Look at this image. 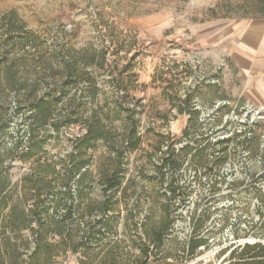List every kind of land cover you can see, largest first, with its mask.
<instances>
[{"label": "rangeland", "instance_id": "rangeland-1", "mask_svg": "<svg viewBox=\"0 0 264 264\" xmlns=\"http://www.w3.org/2000/svg\"><path fill=\"white\" fill-rule=\"evenodd\" d=\"M6 41L10 46L8 53L0 47V67L19 85L9 89L5 76L0 77V100H10L9 108L0 102V150L23 135L25 113L16 111L21 95L37 101L55 81L67 89L57 113L77 108L78 100L66 104L77 90L85 102L77 110L107 111L122 103L120 117L107 124L130 131L125 110L138 112L140 140L121 173L123 187L129 183L131 188L126 195L120 189L107 214L96 204L82 206V216L66 221L64 236L70 232L79 240L83 229L102 226L101 240L99 235L84 238L86 245L75 253L58 243L61 236L53 224L42 227L49 245L45 259L53 264H183L199 245L234 243L232 264L258 253L248 250L250 245L264 246V207L259 208L254 193L255 187L264 192V0H0V45ZM81 56H94L92 65H80L93 72L94 98L88 79L53 77L48 66ZM26 79L37 80L38 88L27 87ZM48 127L32 131L47 159L71 151L70 139L84 133L79 124L51 137ZM202 138L228 140L221 146L226 150L207 149L192 158L194 151L182 159V149L197 147ZM173 150L180 168L161 167L164 152ZM31 162L11 163L7 176L12 185L30 172ZM120 166L116 161L94 166L93 177L105 179ZM100 191L95 184L91 195ZM58 211L50 208L48 221L61 220L66 210ZM243 213L248 225L258 226L255 231L223 222L226 214ZM166 220L170 225L159 244L155 231ZM24 234L31 236L27 230Z\"/></svg>", "mask_w": 264, "mask_h": 264}, {"label": "trees", "instance_id": "trees-1", "mask_svg": "<svg viewBox=\"0 0 264 264\" xmlns=\"http://www.w3.org/2000/svg\"><path fill=\"white\" fill-rule=\"evenodd\" d=\"M8 46L10 45L7 41L0 45V47L5 49ZM7 50H3V52L8 53ZM55 51L53 50L52 52ZM65 51L64 46L59 49L61 55L66 54ZM107 54L108 52L106 51L105 55ZM105 58L104 60H106ZM93 62L94 56H81L64 59L62 66L53 61L48 66L53 77L63 74L68 80L88 79L90 84L88 88L95 89L94 93L91 94L94 98L97 84L92 81L93 72L80 66L81 64H84V66L92 65ZM125 71L128 72L127 70ZM2 76H5L4 81L7 88L13 90L17 87L16 85H19L17 80H10L8 70L0 67V77ZM28 83L30 82L26 79L25 85L27 86ZM30 84V86L35 88L39 86L37 80L31 81ZM22 85L24 86V84ZM51 85L52 88L47 92H43L37 101L34 95L31 97L27 93L21 95L23 103L18 100L16 111L25 113V118L20 123V125H24L23 135L17 138L10 148L0 150V264H26V258L37 259L36 264H53L45 259L49 245L46 238L43 237L44 232L41 230L42 227H49L51 224L56 227V230L53 229V231L61 236L58 243L64 247L70 245L75 253L78 252L79 248L86 245L83 242L84 238L89 239L92 236L96 237L99 235L98 242V240H101L100 235L103 234L104 228L102 226L89 228L87 231L83 229V233L78 240L77 237L80 235H74L73 238V234H70V232L64 236L67 230L66 225L69 224L66 221L82 216L84 212L81 214L79 211L82 206L90 209L96 204L103 210V213L107 214L108 210L111 211L108 206L118 197L120 189L125 194L131 188L129 183L123 187L121 173L124 170L122 166L125 163L124 161L129 159L128 153L137 149L140 140L137 130V109L126 108L125 110L127 118L131 119L132 123V128L128 131V126L123 127L121 124L110 125L106 123L111 121L113 117H120L123 105L119 100L113 109L107 111L100 110V108L93 109L92 107L77 110V108L85 105V102L83 103V91L77 90L66 100V104L69 106L72 105L73 101L78 100L77 108L67 107V111L63 110L57 113L59 102L67 94V89H61V85L56 81ZM11 99H13V96ZM9 101L8 96L0 100L3 106H7V108H9ZM79 124L83 125L84 133L70 139L71 151L63 156L60 155L58 159L55 156L49 159L44 157L42 153L44 149L37 145L34 133H32L35 128L49 125L47 132L50 133L52 131L53 133H50V136L53 137L67 130L72 125ZM245 134L246 132H243V137ZM28 135L30 137L26 140ZM113 135L116 138L113 139ZM243 139L244 142L248 140L247 136ZM226 141L228 140L212 143L208 139L202 138L197 147L187 145L182 149V152H184L182 159L187 158L194 151L196 152L192 155V158H196L207 149L221 154L226 150L224 147L221 148L222 143ZM102 147H106V150L104 151ZM175 154L176 150L171 153L164 152L161 159L163 161L161 167H169L172 170L180 168L181 165L177 161V156L175 158ZM9 156H11V159H9ZM17 160L32 161V167L29 173L23 174L18 179V182L12 185L7 173L12 166L11 163ZM112 161L118 162L121 166L114 169L112 174L105 177V179L95 180L92 168ZM49 175L53 177L54 181L52 179L48 180ZM95 184L101 185V191L93 196L91 193L94 191ZM73 187H75L74 190L72 189ZM178 188L177 186L172 191L174 198ZM54 191L56 193L51 195ZM136 192L137 188L134 187L132 194L134 195ZM212 192H215V190ZM254 193L260 201L259 208L264 207L263 190L255 187ZM99 196H102V200H99ZM104 207L106 208L104 209ZM50 208H53L55 213H58L60 209L66 210V213L61 215V220L48 221ZM102 221V219L99 220L100 223ZM169 225L170 222L166 220L158 232L152 228V231L156 232L155 242L159 244L163 242V235L168 230ZM257 227V225L250 226L249 232L255 231ZM26 230L29 231L30 237H26L24 234ZM79 232H81V227L77 229L76 234H79ZM29 238L32 240L30 241ZM257 249L258 253L251 256L249 258L251 260H243L232 264H264V261L260 260V258L264 257V246L262 243L256 242V244L248 247L250 251H256ZM147 251L145 248L143 255H146ZM246 254H243V256ZM90 257L97 259V256L92 255ZM42 261L44 263H41Z\"/></svg>", "mask_w": 264, "mask_h": 264}, {"label": "built area", "instance_id": "built-area-1", "mask_svg": "<svg viewBox=\"0 0 264 264\" xmlns=\"http://www.w3.org/2000/svg\"><path fill=\"white\" fill-rule=\"evenodd\" d=\"M243 214L244 215L236 214L234 216L226 214L223 217V222L232 229L238 230L242 227L247 228V226H249V223L246 222L248 214ZM241 216H243V218ZM203 217L205 216L203 215ZM233 245L234 243L225 246L215 243L199 245L192 256L183 264H230L232 261L231 257L235 251Z\"/></svg>", "mask_w": 264, "mask_h": 264}, {"label": "water", "instance_id": "water-1", "mask_svg": "<svg viewBox=\"0 0 264 264\" xmlns=\"http://www.w3.org/2000/svg\"><path fill=\"white\" fill-rule=\"evenodd\" d=\"M65 149V148H64ZM64 149L62 148V150L64 151Z\"/></svg>", "mask_w": 264, "mask_h": 264}]
</instances>
